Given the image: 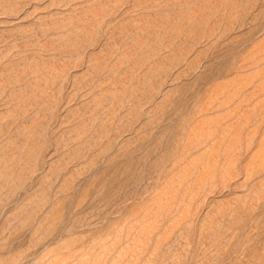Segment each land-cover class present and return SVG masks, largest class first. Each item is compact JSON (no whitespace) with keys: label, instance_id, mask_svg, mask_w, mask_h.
Returning <instances> with one entry per match:
<instances>
[{"label":"rangeland","instance_id":"obj_1","mask_svg":"<svg viewBox=\"0 0 264 264\" xmlns=\"http://www.w3.org/2000/svg\"><path fill=\"white\" fill-rule=\"evenodd\" d=\"M0 264H264V0H0Z\"/></svg>","mask_w":264,"mask_h":264}]
</instances>
